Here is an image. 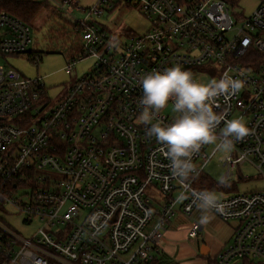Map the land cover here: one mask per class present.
<instances>
[{"label":"built area","instance_id":"2783aa9c","mask_svg":"<svg viewBox=\"0 0 264 264\" xmlns=\"http://www.w3.org/2000/svg\"><path fill=\"white\" fill-rule=\"evenodd\" d=\"M119 4L140 6L150 22L121 49L96 23ZM237 6L238 0H98L75 22L82 53L64 70L70 75L89 58L95 66L49 109L53 98L44 78L0 66V264L156 262L168 224L196 206L191 198L179 199L184 186L139 121V79L152 71L179 64L200 71L193 74L200 83L225 73L245 81L237 94L218 97L214 108L226 119L242 117L252 130L223 152L220 165L227 182L245 164L264 180V0L246 17ZM31 43V27L0 11V55L29 54L38 63ZM167 110L158 120L171 123L177 114ZM208 146L193 157L196 165L202 161L199 177L219 152L215 146L208 155ZM198 179L187 183L201 190ZM223 187L215 193L225 210L215 215L239 227L213 264H264V189L224 193ZM148 189L157 192L154 200ZM14 217L24 227L39 226L24 234ZM200 232L194 224L189 238Z\"/></svg>","mask_w":264,"mask_h":264},{"label":"clouds","instance_id":"9594fccd","mask_svg":"<svg viewBox=\"0 0 264 264\" xmlns=\"http://www.w3.org/2000/svg\"><path fill=\"white\" fill-rule=\"evenodd\" d=\"M139 86L142 89L139 121L148 125L146 136L162 145L170 161L171 175L184 186L179 199L191 198L200 211L199 223L206 224L215 213H223L225 206L214 191L196 190L187 183L198 179L200 174L193 157L203 146L212 144L228 154L236 143L252 134L242 117L226 119V114L214 110L218 97L237 94L245 81L225 73L219 80L204 84L194 79L190 70L177 64L143 75ZM170 102L177 115L171 123H164L158 120V115ZM220 183L227 186L223 177Z\"/></svg>","mask_w":264,"mask_h":264},{"label":"rangeland","instance_id":"374dc122","mask_svg":"<svg viewBox=\"0 0 264 264\" xmlns=\"http://www.w3.org/2000/svg\"><path fill=\"white\" fill-rule=\"evenodd\" d=\"M43 2L51 5L40 12L37 18L30 25L32 43L30 50L36 52L34 56H39L40 62H32L29 54L23 56H2L0 55V66L17 70L25 78H44V83L48 89L52 101L47 108H52L56 99L63 95L73 84L76 77H82L94 68V60L86 59L76 65L72 74L65 72L67 63L71 60L72 54L77 50L80 43V36L73 30L72 23L83 21L88 10L96 5L98 0H75L77 5H64L58 7L55 2L63 5V0H30ZM258 0H238V6L233 8L238 14L246 17L255 10ZM50 8V9H49ZM96 23L108 30L110 40L115 46L121 49L128 39L134 35L144 34L150 26V22L141 10L140 6L133 4H119L114 9H107L103 16L96 19ZM200 71L194 70L197 75ZM201 83L207 84L211 81L207 77H201ZM46 108V109H47ZM167 112L174 113L173 106L166 107ZM216 145L212 144L206 148V153L210 155ZM223 151H219L209 162L202 176L196 181V187L206 186L204 178L208 177L211 184L217 183L218 188L222 186L228 189L234 186L236 192L249 193L264 189V180L260 177L259 171L249 164L238 166L234 177L227 182V186L220 184L224 175V168L220 165V158ZM202 161L197 163L198 166ZM208 182V181H207ZM153 200L156 191L147 190ZM224 193H228L224 191ZM21 217L10 218V221L20 232L29 234L31 230L39 226L24 227L21 224ZM234 224V223H232ZM212 227V226H211ZM185 257L188 250H183ZM198 255V254H197ZM184 258V257H183Z\"/></svg>","mask_w":264,"mask_h":264},{"label":"crops","instance_id":"0c3cea01","mask_svg":"<svg viewBox=\"0 0 264 264\" xmlns=\"http://www.w3.org/2000/svg\"><path fill=\"white\" fill-rule=\"evenodd\" d=\"M34 53L36 52L31 50V55ZM79 78L81 77H76L73 84ZM199 217L200 211L197 208L189 215L183 212L176 215L165 229L161 252L154 264H210L232 242L239 227L238 222L225 223L214 214L208 223L200 224ZM194 224L201 226V232L196 239H190L189 232ZM204 245L209 250L206 256L201 254V247ZM183 250H188L186 257L182 254Z\"/></svg>","mask_w":264,"mask_h":264},{"label":"trees","instance_id":"16d2710c","mask_svg":"<svg viewBox=\"0 0 264 264\" xmlns=\"http://www.w3.org/2000/svg\"><path fill=\"white\" fill-rule=\"evenodd\" d=\"M51 7V5L43 2H37V1H30V0H0V11H6L9 14H11L14 17H17L21 20H23L26 24L29 26L32 24V22L37 18V16L40 14L41 11L44 9H47L48 7ZM50 9V8H49ZM73 30L80 36V43L77 50L72 54L71 60H74L80 56L82 53V33L80 30H78V25L74 22L72 23ZM202 176V175H201ZM200 176V177H201ZM199 177V178H200ZM206 181V186L204 187H195L201 190H210L214 191L217 189V183L211 184V181L208 177L204 178ZM208 181V182H207ZM233 185L226 189V187H223V191L226 192H236V188H234ZM210 264H213L212 261H210Z\"/></svg>","mask_w":264,"mask_h":264},{"label":"water","instance_id":"95a60500","mask_svg":"<svg viewBox=\"0 0 264 264\" xmlns=\"http://www.w3.org/2000/svg\"><path fill=\"white\" fill-rule=\"evenodd\" d=\"M208 253H209L208 248H207L205 245L202 246V247H201V254H202L203 256H206V255H208Z\"/></svg>","mask_w":264,"mask_h":264}]
</instances>
